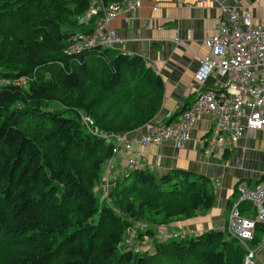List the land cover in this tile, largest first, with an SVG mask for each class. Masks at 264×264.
<instances>
[{
    "label": "trees",
    "instance_id": "16d2710c",
    "mask_svg": "<svg viewBox=\"0 0 264 264\" xmlns=\"http://www.w3.org/2000/svg\"><path fill=\"white\" fill-rule=\"evenodd\" d=\"M121 2L0 0V264H243V247L223 231L155 240L140 258L119 252L134 223L164 226L214 204L209 179L184 170L130 166L108 193L94 189L112 168L105 135L149 124L163 94L138 56L101 46L65 53ZM87 13L93 23L76 25Z\"/></svg>",
    "mask_w": 264,
    "mask_h": 264
},
{
    "label": "crops",
    "instance_id": "0c3cea01",
    "mask_svg": "<svg viewBox=\"0 0 264 264\" xmlns=\"http://www.w3.org/2000/svg\"><path fill=\"white\" fill-rule=\"evenodd\" d=\"M220 5L240 11L251 9L254 24H264V0H207L204 4L197 0H144L139 9L119 14L110 22L120 39L114 50L140 57L162 80L160 108L151 122L177 120L194 99L197 88L193 74L198 66L197 58H210L202 40L215 33ZM224 80L223 75L214 73L206 80L205 88L218 90ZM212 121L211 113L201 115L191 127L189 139L181 145L163 142L141 146L136 140L145 133V125L122 134L130 142L129 148H120V154L112 160V168L94 189L99 194L108 193L115 179L131 169L128 160L140 152L137 167L155 176L184 170L210 181L213 206L165 226L182 232L177 236H197L207 231L225 233L229 210L237 198L235 185L242 181L253 187L264 176V138L259 132L250 136L246 131L236 143H227L222 156L218 157L209 153L217 147L211 148L207 143ZM245 204L243 211H249L250 217L253 209L249 203ZM255 235L245 245L236 241L245 253V246L256 250L254 264H264L263 234ZM226 237L229 239L227 234Z\"/></svg>",
    "mask_w": 264,
    "mask_h": 264
},
{
    "label": "built area",
    "instance_id": "2783aa9c",
    "mask_svg": "<svg viewBox=\"0 0 264 264\" xmlns=\"http://www.w3.org/2000/svg\"><path fill=\"white\" fill-rule=\"evenodd\" d=\"M204 4L207 0H197ZM143 0H122L112 3L102 11L99 24L88 36L78 35L79 42L71 44L65 50L68 55L78 54L96 46L115 49L120 43L116 31L110 22L121 14L139 8ZM153 9H155L153 7ZM219 22L214 34L202 40L208 48L210 58L198 57V66L193 74L197 91L194 99L179 114L177 120L150 122L145 133L137 138L141 146L170 142L181 145L189 139L194 122L203 114L213 115V124L209 132L208 145L217 150L210 154L221 157L227 143H236L244 132L253 136L256 132L264 138V24H254L251 9L243 11L220 5ZM94 12L98 10L93 9ZM264 22V18H263ZM214 73L225 77L220 89L205 88L206 80ZM81 120L89 132L95 130L92 119L82 116ZM114 148L107 163L111 168L112 160L122 146L129 148L130 142L121 134H108ZM135 141V140H132ZM141 157L136 152L128 160L129 166H137ZM237 198L232 204L225 233L245 245L255 236L256 224L264 225V179L253 187L245 182L236 185ZM242 203H249L253 215L246 217L239 211ZM178 234L158 232V238L170 239ZM264 244V234L261 238ZM243 264H254L256 250L246 247Z\"/></svg>",
    "mask_w": 264,
    "mask_h": 264
},
{
    "label": "rangeland",
    "instance_id": "374dc122",
    "mask_svg": "<svg viewBox=\"0 0 264 264\" xmlns=\"http://www.w3.org/2000/svg\"><path fill=\"white\" fill-rule=\"evenodd\" d=\"M139 8H137V9H139ZM90 15H91L90 13H87V15H82L80 17H77L75 19L76 25H80V26L91 25L93 23V21H92L93 19L89 18V17H91ZM194 97H195V95H194ZM57 108L60 109L61 106H58L55 103H51L49 105V109H57ZM118 154H120V152H118ZM137 164H138V162H137ZM234 189H236V186L234 187ZM102 194H105V193L103 192ZM101 203H102V201L100 198V204ZM246 217H248V216H246ZM152 227L154 229V234H153L154 237H145L144 234L147 231V229L148 228L152 229ZM170 231L173 234L182 233L181 231H176L175 229H172V230L169 229L168 225L167 226H165V225L159 226L158 224H153V223H150V225H149L147 222H136L129 229L126 230L125 236L123 237V240H122V243L118 247L119 252H123L125 250H131L133 252V254L137 255L138 258H140L142 256V253H144V251L146 253H148V251H150L153 248V243L155 242V240H157L159 242L164 241V238H160V239L158 238L159 237V236H157L158 232L159 233L162 232V234H164V233H170ZM140 233H142V234H140ZM152 238H155V239H152ZM0 253H2V252L0 251Z\"/></svg>",
    "mask_w": 264,
    "mask_h": 264
},
{
    "label": "bare ground",
    "instance_id": "6f19581e",
    "mask_svg": "<svg viewBox=\"0 0 264 264\" xmlns=\"http://www.w3.org/2000/svg\"><path fill=\"white\" fill-rule=\"evenodd\" d=\"M138 165V164H137Z\"/></svg>",
    "mask_w": 264,
    "mask_h": 264
}]
</instances>
